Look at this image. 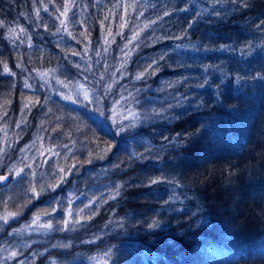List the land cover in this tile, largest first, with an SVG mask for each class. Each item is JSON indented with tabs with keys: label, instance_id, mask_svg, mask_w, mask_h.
I'll return each mask as SVG.
<instances>
[{
	"label": "trees",
	"instance_id": "trees-1",
	"mask_svg": "<svg viewBox=\"0 0 264 264\" xmlns=\"http://www.w3.org/2000/svg\"><path fill=\"white\" fill-rule=\"evenodd\" d=\"M46 73L94 100L54 99L55 134L78 121L72 162L88 173L36 202L64 199L42 263L264 264V0H0V137L11 127L15 153L36 141L25 81L43 101ZM112 108L134 116L117 126ZM68 201L82 224L64 231Z\"/></svg>",
	"mask_w": 264,
	"mask_h": 264
},
{
	"label": "rangeland",
	"instance_id": "rangeland-1",
	"mask_svg": "<svg viewBox=\"0 0 264 264\" xmlns=\"http://www.w3.org/2000/svg\"><path fill=\"white\" fill-rule=\"evenodd\" d=\"M38 77L42 82H54L55 85L50 84L47 94L43 95V101H35L40 99L41 91L39 88L31 87L34 84L25 81L30 94L24 98L23 107L28 109V113L33 111L32 108H37V125L34 134L36 141L27 143L20 152L15 153L10 147L12 142L9 137L10 133L13 134L11 127H3L0 137V171L11 178L10 183L1 188L3 192H0V217L8 216L7 223L0 219V264H86L64 257H49L43 263L41 262L43 257L49 256L50 248L55 246L43 248L41 244H46L48 238L55 234V230L59 227L56 224L55 214L46 212L50 211L54 205L62 204L64 199L58 196L41 204L36 202L45 192L57 191L63 184L61 181L68 178L67 173H88L84 162L79 164L72 162V155L81 154L85 148L82 136L76 135L78 121L69 117L65 132L60 137L55 134L67 118H61L60 107L55 105L54 99L58 98L57 94H59L67 103L82 107L88 103L92 104L94 97L92 91L86 86L82 87L77 83L62 86L54 74H40ZM133 116L134 113L130 109L122 108L117 110L112 108L107 114L108 121L116 123L117 126L128 124ZM25 122L23 118L16 127L24 126ZM13 137L15 138L16 135ZM45 138L56 143L68 138L70 146L63 152L57 153L51 150L50 143H42ZM64 168L67 170L63 171ZM65 191L70 197L73 195L75 197V194H71L74 191L71 193L68 189ZM91 206L89 204L88 210L86 207L85 210L82 208L79 215L85 211V216L90 215ZM64 208L62 229L67 231L80 228L82 223L79 218L75 220L76 213L69 201ZM9 213L17 214L11 216ZM54 221H56V227L53 225ZM55 243L58 244L57 241ZM69 248L70 245L67 250ZM13 252L16 255L13 256ZM101 261L100 258L95 264H103Z\"/></svg>",
	"mask_w": 264,
	"mask_h": 264
},
{
	"label": "snow or ice",
	"instance_id": "snow-or-ice-1",
	"mask_svg": "<svg viewBox=\"0 0 264 264\" xmlns=\"http://www.w3.org/2000/svg\"><path fill=\"white\" fill-rule=\"evenodd\" d=\"M5 70H7V65H5ZM3 179H5V177H0V180H3ZM152 182L155 183V181H152ZM33 191L35 192V189H33ZM16 214L17 213H9V215H11V216H15ZM0 219H3L5 221V223H7L8 216L6 215L3 217H0ZM12 255L14 256V255H16V253L13 252ZM105 255H107V253Z\"/></svg>",
	"mask_w": 264,
	"mask_h": 264
},
{
	"label": "water",
	"instance_id": "water-1",
	"mask_svg": "<svg viewBox=\"0 0 264 264\" xmlns=\"http://www.w3.org/2000/svg\"><path fill=\"white\" fill-rule=\"evenodd\" d=\"M0 177H5V179L0 180V187L6 186L10 180V177L7 174L0 175Z\"/></svg>",
	"mask_w": 264,
	"mask_h": 264
}]
</instances>
